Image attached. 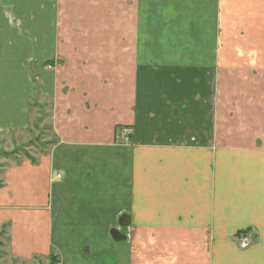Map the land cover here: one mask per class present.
I'll use <instances>...</instances> for the list:
<instances>
[{"label":"crops","instance_id":"crops-1","mask_svg":"<svg viewBox=\"0 0 264 264\" xmlns=\"http://www.w3.org/2000/svg\"><path fill=\"white\" fill-rule=\"evenodd\" d=\"M35 94L0 264H264V0H0L2 134Z\"/></svg>","mask_w":264,"mask_h":264},{"label":"rangeland","instance_id":"rangeland-1","mask_svg":"<svg viewBox=\"0 0 264 264\" xmlns=\"http://www.w3.org/2000/svg\"><path fill=\"white\" fill-rule=\"evenodd\" d=\"M12 1L13 0H8V2ZM19 72L22 90V69H19ZM35 84L37 85L35 88H39L38 82L35 81ZM146 88L153 91L152 93L149 92L146 94L142 101L138 98V106L146 105L149 107H155L156 102L153 82L148 81ZM27 105V128L23 130L6 131V133L3 134L0 132V176H2V173L9 165L19 162L22 159H26L29 155L31 156L38 154V152H44V150L48 147V144L56 141L57 136L53 129L52 118H50L48 112L49 101L42 99L40 94H35L32 98H30ZM145 125L146 123L144 126ZM3 253L4 252L0 248V258L3 257ZM23 264H38V262L25 261Z\"/></svg>","mask_w":264,"mask_h":264},{"label":"built area","instance_id":"built-area-1","mask_svg":"<svg viewBox=\"0 0 264 264\" xmlns=\"http://www.w3.org/2000/svg\"><path fill=\"white\" fill-rule=\"evenodd\" d=\"M238 241H239V246H240L241 248H245V247H247V246L250 244L251 239L249 238V236H247V235H243V236H241V237L238 239Z\"/></svg>","mask_w":264,"mask_h":264},{"label":"trees","instance_id":"trees-1","mask_svg":"<svg viewBox=\"0 0 264 264\" xmlns=\"http://www.w3.org/2000/svg\"><path fill=\"white\" fill-rule=\"evenodd\" d=\"M48 264H55V257H50L49 263Z\"/></svg>","mask_w":264,"mask_h":264}]
</instances>
